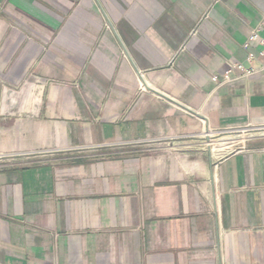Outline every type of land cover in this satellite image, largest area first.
<instances>
[{
  "label": "crops",
  "instance_id": "crops-1",
  "mask_svg": "<svg viewBox=\"0 0 264 264\" xmlns=\"http://www.w3.org/2000/svg\"><path fill=\"white\" fill-rule=\"evenodd\" d=\"M258 28L264 0H0V264H264V135L216 157L264 129V70L223 84Z\"/></svg>",
  "mask_w": 264,
  "mask_h": 264
},
{
  "label": "rangeland",
  "instance_id": "rangeland-1",
  "mask_svg": "<svg viewBox=\"0 0 264 264\" xmlns=\"http://www.w3.org/2000/svg\"><path fill=\"white\" fill-rule=\"evenodd\" d=\"M264 135V129H245L239 131H233L220 135L218 144V152L216 153L217 158H221L231 152H234L242 147H245L248 142L254 140L256 137ZM215 139V138H214ZM143 148V147H142ZM137 146L128 147H111L105 149H99L91 152L95 155L96 159L99 158H114L121 156L127 152H133L142 149Z\"/></svg>",
  "mask_w": 264,
  "mask_h": 264
},
{
  "label": "built area",
  "instance_id": "built-area-1",
  "mask_svg": "<svg viewBox=\"0 0 264 264\" xmlns=\"http://www.w3.org/2000/svg\"><path fill=\"white\" fill-rule=\"evenodd\" d=\"M260 29L261 28L254 29L248 36V39L242 45L243 49L247 53L246 58H245V61L247 64H250L253 60L256 59V57L264 56V36L263 37L260 36ZM254 42H257L258 46L260 47L257 53L248 51L251 43H254ZM261 70H264V66L261 69L257 70L251 66H245L239 63L229 65V67L223 74V84H231L234 82H238V81L250 78ZM232 72L236 73L234 77L230 76V73Z\"/></svg>",
  "mask_w": 264,
  "mask_h": 264
}]
</instances>
